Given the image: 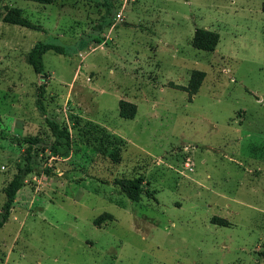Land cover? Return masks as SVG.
<instances>
[{
  "label": "rangeland",
  "instance_id": "374dc122",
  "mask_svg": "<svg viewBox=\"0 0 264 264\" xmlns=\"http://www.w3.org/2000/svg\"><path fill=\"white\" fill-rule=\"evenodd\" d=\"M263 4L111 0L97 32L105 0H0V211L29 150L14 139H41L0 264H264ZM5 7L44 32L3 22ZM196 28L219 34L214 52L191 46ZM37 42L67 53H45L41 75L26 62ZM193 71L204 79L190 96L174 85ZM120 100L136 105L132 120ZM138 176V202L107 183ZM102 213L113 220L94 226Z\"/></svg>",
  "mask_w": 264,
  "mask_h": 264
},
{
  "label": "trees",
  "instance_id": "16d2710c",
  "mask_svg": "<svg viewBox=\"0 0 264 264\" xmlns=\"http://www.w3.org/2000/svg\"><path fill=\"white\" fill-rule=\"evenodd\" d=\"M26 2H33L41 5H50L54 0H21ZM111 0H105V8L106 13L100 18V21L96 24L93 30L97 32H102L104 27L109 25L110 18L112 15V7L110 5ZM262 11L264 12V4L262 5ZM3 22L11 25L20 26L23 28H27L33 31L44 32L41 25L34 24L26 17L22 15V12L18 8H9L5 7V13L3 15ZM97 44L101 43V39H95ZM219 43V34L202 29L196 28L193 33V37L191 40V46L199 51L204 52H214L217 45ZM48 51H53L59 55H66V50L63 46L58 44H51L46 42H37L33 45L30 51L26 55V62L29 66H31L32 70L35 74L41 75L44 71V64L42 60V56ZM204 79V73L201 71H193L190 75V79L187 87L174 85L176 89H180L183 91H187L190 96L195 95ZM45 90L44 86L41 85L38 89V100L37 104L39 109L43 111L41 99L43 97ZM119 116L123 119L132 120L136 115V105L130 102H126L123 100L119 101ZM46 125L52 135L59 139H64L69 141L70 132L66 125L60 124L55 120L46 119ZM106 134V133H104ZM17 142L24 143L28 145L29 150L26 156V161L23 167L18 168L17 173L13 176V178L8 183L5 190V202L0 211V229L6 223L9 218L12 206L14 204L17 193L21 190L24 184V180L26 176L31 173L40 172V167L35 163L32 154V148L37 144L41 143V139L38 137H22L18 139H14ZM110 158L113 162H117L119 159L118 150L110 155ZM42 172L48 173V170H41ZM144 182L143 177L138 176L132 179H114L111 183L113 186L119 188L120 192L124 194L128 199L133 202H138L143 194L149 195L147 192L144 193L142 184ZM113 220V216L109 213H102L97 218L93 220V225L99 227L105 221ZM220 225L225 226V221H219Z\"/></svg>",
  "mask_w": 264,
  "mask_h": 264
},
{
  "label": "built area",
  "instance_id": "2783aa9c",
  "mask_svg": "<svg viewBox=\"0 0 264 264\" xmlns=\"http://www.w3.org/2000/svg\"><path fill=\"white\" fill-rule=\"evenodd\" d=\"M120 16V15H119Z\"/></svg>",
  "mask_w": 264,
  "mask_h": 264
}]
</instances>
